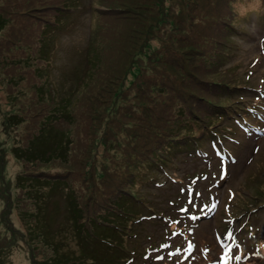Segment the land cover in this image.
Here are the masks:
<instances>
[{"label":"rangeland","instance_id":"374dc122","mask_svg":"<svg viewBox=\"0 0 264 264\" xmlns=\"http://www.w3.org/2000/svg\"><path fill=\"white\" fill-rule=\"evenodd\" d=\"M18 1L22 5L27 6L16 5L12 8L9 4V0H0V13L6 17L10 16L8 24L0 28V41L3 39V42H1L2 45L6 44V39H12V41L21 40L26 31V22H24L22 15L29 17L33 14L31 12L33 5L29 6L31 0ZM155 1L157 2L158 0H125L124 2H122V0H112L113 4H117L115 7L122 8L121 6H124L126 8L128 7L129 10L121 9L122 11L120 10L119 14L123 15L124 18L117 20L114 28H108V21L106 17H104L106 14L103 13L110 7L106 0H91L90 2L85 0H46V2H53L51 9H53L54 13L49 23L43 25L39 32V45L36 49V54L31 57L33 65L27 60L28 66L25 68V71L28 75L26 74V82L37 80V84L33 86V91L37 96L41 94V99L46 101L58 100L59 98H65V100L79 99L77 101L78 106L76 107L79 117L75 114H69L67 119L63 121V125L71 123L78 130L84 129L85 125L88 127L89 123L87 122L90 121L87 119L88 112L90 113L93 108L100 109L96 102V98L100 100L99 96H102L101 99H110L108 98V94H112L111 92H113L121 82L124 83L126 70L128 68L132 69L133 67L131 58L146 36V29H142V26H148V23L150 25L152 22L150 16L154 12V14H156L159 9L158 6L154 5L153 2ZM192 6H195V4ZM155 7L156 9H154ZM220 8L223 14L220 13L218 19L226 16L232 21V12L229 9V3L225 2L223 6H217L216 3H212L211 0H209V4L206 8L196 7L191 9V7L186 8V6H182L181 11H176L173 14L175 18L174 30L170 27H164L169 24V22H164L163 25L160 26V34L162 33L163 36H167L169 33L170 35L180 34L181 32L179 29L184 26L190 27L191 24L195 23L193 17L202 12V9L207 13H216L217 9ZM38 9L47 8H45L44 4V6L39 5ZM141 14L145 15V17H143L145 20L142 25L138 22ZM98 15L101 16L99 19H97ZM113 17L117 18V16ZM251 22L252 26H249L250 35L241 36L232 44L234 48L228 51L233 53V55L225 56L230 59V62L226 65L220 63L219 69L222 70V72L214 73L212 76L225 81H238L246 79V74L249 73L251 84L264 89V20L254 16ZM116 28H121L122 30L126 29V32L128 31L125 33V44V39H120L116 34ZM89 29L90 33L88 35ZM165 29H167L166 32H164ZM2 30H4L3 33ZM229 30H231L229 25H225L222 21H207V18H204L202 23L197 24L196 27L192 29L190 35L183 34L181 36L185 41L181 43L180 46L184 47L177 45L174 40L175 38L170 39L171 36L168 39L169 43L167 45L160 44L157 41H154V45L157 46L156 52L163 53L170 51L169 49L165 50V47L172 46L174 49L172 47L171 49L174 51L178 49V51L180 50L183 52L187 48H191V51L196 50L197 54L195 55L190 52V55L191 57L194 55L196 58L201 54L202 48L205 47V42L212 43L216 49H222L223 43H230L226 39V34ZM63 37H65V40ZM82 37H86L83 41V43L87 45L85 49L75 48L72 51L69 46H66L68 41L78 42ZM47 38L50 40L51 46L45 51L42 49V45L47 42ZM123 46L125 51L122 50ZM13 49H15L13 45L3 48L0 45V51H3L4 54H6L8 50L11 55ZM32 50H35V47L33 41H30V46L23 50L25 57H27V54ZM170 52L173 53L172 51ZM190 55L188 57L189 59ZM161 57L162 61L156 60L152 62L151 65L146 63V70H140L139 77L143 80H148L150 78L155 79L158 72L166 74L167 71L165 69L155 68L157 67L155 65L168 68L167 64H165L166 58L175 63L180 60L175 54L167 56L166 58L163 56ZM191 63L194 66L195 64H200L201 61L197 59ZM32 66L34 72L37 71L38 73L36 79L33 75ZM14 67L15 66L11 64V60L4 61L2 59V61H0V71L4 72L7 77L11 75L17 77L12 73ZM188 68L189 67H186V69ZM155 71L157 73H155ZM26 82L23 84V90H28L29 86L32 84H27ZM145 82L146 81H144V83ZM144 83L140 82L136 86L131 85V87L128 86L127 88H124V83L122 86V88H124V96H127L130 92L133 97H135V92H139L142 95L140 99H145L148 100L149 103H154V112L147 113L140 107L136 108V104H133L137 103L135 99L124 97L121 102H117L115 108L117 107V113L121 114L122 123L121 121L115 120L112 121L111 124L113 128H119L121 130L115 132V137H112L109 130L105 132V135L101 136V142L99 144L101 151L96 152L92 162V164L97 167L99 173L105 172V175H103L100 180L90 181L87 177L82 178L80 174L72 171V168H68L61 164L56 163L45 166V168L52 167L45 175L58 179L59 189L63 191V193L71 194L70 191H72V195L75 196V191L67 184L66 187L68 186L69 188L66 189L62 184L64 180L59 177L70 178L71 182L77 188L78 195L81 196L80 200L92 205L93 208L89 212V218L94 219L95 222L98 217L102 216L101 212L108 210L109 204H113L112 201L114 199H110L111 196L118 193L120 188L123 187L126 176H123L118 165L122 162L124 157L135 160L133 154H139L138 148L141 149L140 145H144L148 141L147 138L145 139L143 137L137 140L133 135L141 131L144 135L153 136L158 131L159 125L169 119L174 97H171L170 93H161L156 87H146L143 85ZM95 89L96 92L94 96L96 95L97 97L88 102L87 99L89 96L93 95ZM106 90H108V94L103 96L101 92H105ZM0 93H3L2 95L0 94L1 108L2 99L4 103L8 102L10 104L12 100V96H9L8 100L4 95H6V93L16 92L13 85H6L1 82ZM222 99H224V97H222ZM140 101L143 105L147 104L145 101ZM188 101L193 104L192 100ZM18 103L19 104L15 107L19 105L24 107L27 105V107H29L28 109H30L37 105L32 92L29 93L28 98L19 96ZM107 105L108 104H104L101 105V107L103 108ZM9 107L10 105L6 106L7 109ZM145 109L147 111V108ZM133 116L139 118L138 125L128 129L124 126L123 121H128ZM56 121L57 120L54 122ZM6 122L7 120L5 123ZM95 123L96 121L93 120V128L95 127ZM92 127H89L90 129L88 128L90 132L87 133L85 139L87 142H92L91 147L94 146L95 141L92 137L93 132L91 133ZM121 132L126 135H121ZM6 144L9 148L10 143ZM105 144H108L110 147L121 148L122 153L118 157L113 156L110 147H107ZM228 144L233 143L230 142ZM206 151H209L211 155L203 159L190 158L188 160H174L170 163V168L168 167L166 169V171L171 174L168 178L164 173L162 178L150 183L148 187L149 190H143L150 200L149 204L158 211H164L165 215H170L166 219L160 218L154 220L155 218H151L149 220H144L143 224L153 232L152 237L147 239V243L152 241H156V243L164 242L165 237H169L170 241L180 242L183 233L186 232L189 235L187 244H183L180 247H173L172 244H170L165 250L163 258L169 257L172 264H192L191 260L187 263L190 257L193 258L194 264H226L225 252H228L231 248L241 249L243 245V241L238 240L237 244L228 247L229 244L225 243L221 237L223 232H227V224L222 220L223 216L228 220L230 218L223 212L227 196L230 194L229 188L235 191L241 187L246 188L247 184L249 189L242 191L250 199L254 197V191L264 188V132L259 136L252 135L250 137L241 134V142L233 145L234 160L227 159V163L222 160L224 155L220 154L215 146H210L209 150ZM7 156L12 157V152L7 150ZM82 156V146L78 145L73 168L84 172V166L79 167L77 165L82 161ZM210 156L212 157L210 158ZM14 161H16V159H12L5 165V175H2L0 171L1 186L3 185L4 179H7L10 174L15 173L17 169L20 168V164L13 165ZM224 167L228 168L229 177L222 185L209 188V186L215 184L217 179L216 176L219 175V171ZM33 169H38V166L35 165ZM191 177H194L196 181L190 183ZM104 180H106L105 185H103ZM156 182H160L162 185H157ZM48 192L51 195V199L45 216L50 220V230L54 231L60 226L66 227L70 232L68 234L67 246L68 249L73 252L77 250L78 243L72 231L69 229L71 226L68 222L66 202L63 198L64 194H61L59 191ZM211 195L214 197H211ZM42 200H44V198H42ZM191 200L193 203L198 201L205 205V216L201 218L198 216V209L195 210L194 205L189 202ZM260 200L263 199L260 198L258 201ZM258 201L254 200L252 203ZM130 202L131 200L129 199H123L121 203L122 209L127 213H129L131 209L129 207ZM186 204H188L187 208L185 207ZM185 209H187V211H185ZM1 211L0 205V215ZM212 212L213 214L210 216ZM153 213L152 211L149 214ZM19 216H23L22 213H20ZM240 217H242V214L238 216V218ZM262 217L264 220V214H262ZM174 218L178 220L179 224H186L187 228L186 230L175 229L174 232L168 236L167 222ZM256 218V214L246 215L238 224L244 228H251L256 225ZM237 222L238 221H236V223ZM229 224L232 225V223L228 222V225ZM99 227L103 233H88L86 238L101 237L104 233H110V231H105L102 226ZM95 231L98 232V229L96 228ZM39 235L40 233L38 236ZM245 236L248 241L249 237L247 235ZM122 239L125 240L123 235ZM260 240L261 238L255 239L256 242ZM190 243L194 245V247L190 248ZM259 250L261 254H264V249ZM162 251H164V248H162L160 252L153 250L156 256ZM40 252V259H43L50 256L51 250L50 248L46 250L42 247ZM20 253L23 254L25 259L22 258L19 260L17 255ZM13 256L15 257V262L13 264H30L25 248L15 249L13 251ZM255 257L256 254H254V251L251 249V254L239 258L236 264H242L245 259L251 260L248 264H264V259H255ZM4 258L5 253L1 254V259L3 260ZM9 264H11V257ZM136 264H157V262L153 261L152 256H150L148 259L141 258ZM159 264L164 263L159 262Z\"/></svg>","mask_w":264,"mask_h":264},{"label":"trees","instance_id":"16d2710c","mask_svg":"<svg viewBox=\"0 0 264 264\" xmlns=\"http://www.w3.org/2000/svg\"><path fill=\"white\" fill-rule=\"evenodd\" d=\"M49 15L54 13L52 8L53 2H46V0H40ZM125 0H122L124 2ZM218 1V3H217ZM212 3H216L217 6H223L225 2L229 3V9L232 14H238L241 12L245 0H211ZM154 5L158 6L159 9L156 14H152L150 18H152V22L148 26H142V29H146L145 38L141 41L136 53L131 58L132 69H127L124 83L121 82L119 86L111 92L112 94H108V90L105 92H101L104 95L108 94L110 99L98 100L96 95L94 96L96 89L92 96H89L87 101L93 100L96 98V102L98 103L99 108L91 109L90 113L87 114V119L90 120L89 126L78 130L71 123H68L66 128H63L62 122L63 117L66 112H72L79 117L77 112V101L79 99H70L65 100V98H59L58 100H43L42 96L39 94L37 96L33 91V86L37 84V81H29L26 82V74L27 72L24 70L22 63L27 61H22L17 64L16 61L11 60V64H13L14 73L17 77L9 76L7 77L4 72L0 71V86L1 82L6 85H13L16 93H6L4 97L9 100V96H12L11 104L4 100H1V108H0V171L2 175L6 174L5 165L10 162L12 159H17L19 164L27 168L28 170H32L35 165L45 164L55 162L57 164L64 165L68 168H72V171L77 172L82 176V178L87 177L90 181H98L101 179L105 172L99 173L97 167H95L92 162L94 160V156L96 152L101 151L99 144L101 142V136L105 135L107 130L110 131L112 137H115V132H119V128H113L111 124L112 121H121L122 117L120 113H117L115 108L117 102H121L124 97L128 99H135L137 103L136 108L140 107L147 113H153L155 108L154 103H149L148 100L140 99L142 95L139 92H135V97L129 92L127 96H124L123 89L127 88L131 85H138V83H144L143 85L156 87L161 93H165L169 91L170 95L172 93L173 104H174V112L173 117H171V122L167 127L165 135H157L158 139L154 140V144L152 143L153 148L150 149V145L148 142L144 145H140L142 151L141 154L143 156H148L149 158L156 163L163 162V158L166 157L168 150H171V143H178L179 138L184 140V143L194 142L197 143L202 140L205 136L218 133L216 127L219 123L214 121V117L218 115L228 116L231 114V109L233 105L227 104L225 102H216L213 97L219 94H223L224 87L221 83L217 82L216 79L209 76L210 72L207 70H202L200 67L193 66L189 63V55L190 52L193 54H197L196 50L191 51V48H187L183 51H174L171 47H165L170 51L156 52L157 46L154 45V41H157L160 44H168L169 37L170 39L175 38V42L180 46L185 40H183L184 35H190L192 33V29L196 27L197 24L202 23L204 18H207V21H221V18L218 19L220 13H222L221 8L217 9L216 13H207L204 12L203 9L199 14H197L194 18L195 23L191 24L190 27H182L179 29L180 34L163 36L160 34V26L163 25L164 22H169V24L165 25L166 28H171L174 30L175 27V18L173 14L177 11H181L182 6H186V8H206L209 4V0H158L157 2H153ZM10 6L13 8L16 5H22L18 0H9ZM195 6H192L194 5ZM33 5L32 10H38L40 5L38 0H31L29 6ZM117 5V4H115ZM37 6V7H36ZM120 9L129 8L121 6ZM131 9V8H130ZM135 9V8H134ZM156 9V7L154 8ZM172 10V11H171ZM135 14V13H134ZM223 14V13H222ZM24 18L25 25H31L34 20H29L28 17L22 15ZM10 16H5L0 13V28L4 27L8 24ZM145 15L141 14L139 16L138 22L142 25L144 22ZM123 15H117V20L123 19ZM116 20V21H117ZM33 21V22H32ZM49 21V20H47ZM146 22V21H145ZM116 22L111 26L114 28ZM146 27V28H145ZM24 29V28H23ZM138 30V29H137ZM167 29L164 30L166 32ZM178 31V32H179ZM128 32V31H127ZM125 30L117 29L116 34L120 39H125ZM176 32V31H173ZM25 34V33H24ZM25 37V36H24ZM7 42L3 47H8L9 45H13L15 42L11 41L12 39H6ZM20 40V39H18ZM188 41V40H186ZM3 42V39L0 41ZM126 43V39L124 40V44ZM169 46V45H168ZM184 47V46H180ZM122 50L125 51L124 46ZM183 52V53H182ZM175 54L180 58V60L173 62L172 60L167 59V56H172ZM166 58V63L168 68H163L158 65L155 68L165 69L166 74L162 72H156L157 76L155 79H141L139 77L140 70H146V63L151 65L152 62L162 61V57ZM187 56V59H186ZM8 57L0 51V61L2 59L4 61L7 60ZM194 55L190 59H192ZM183 61V62H182ZM180 63V64H179ZM153 66V65H152ZM186 67H189L186 69ZM154 68V69H155ZM192 68V69H191ZM28 75V74H27ZM205 80V81H204ZM31 84L29 89L23 90L24 83ZM217 82V83H216ZM19 83V84H18ZM209 83V84H208ZM124 84V88H122ZM221 84V85H220ZM142 85V86H143ZM226 85V84H225ZM31 90V91H30ZM32 92L34 95V99L37 105L34 108L28 109L27 105L24 107H15L18 103L19 96H23V98H28L29 93ZM1 95L3 93H0ZM151 94V93H149ZM205 97V98H204ZM187 98V99H186ZM259 99L261 97H258ZM147 102L146 105L140 101ZM188 100H192L193 104H191ZM205 100V101H204ZM10 102V101H9ZM108 104L105 107H101V105ZM238 107L234 109V113L231 115L232 125L237 127L236 119L239 116H242L243 113L248 112V105L237 103ZM10 107L7 109L6 106ZM29 105V104H28ZM3 106V107H2ZM144 106V108H143ZM205 106V107H204ZM115 108V109H114ZM147 108V111L146 109ZM236 110V111H235ZM69 116V113H66ZM223 119L224 117L221 116ZM4 119V120H3ZM3 120V121H2ZM7 122L5 123V121ZM57 120L56 122H54ZM93 120L96 121L95 127L93 128ZM192 120H198V122H193ZM139 118L132 117L128 121H123V124L128 129L138 125ZM54 123V124H53ZM191 123H196L198 126L193 129L190 126ZM89 127H92L93 132V140L94 146L91 147V141L87 142L86 135ZM226 128V127H225ZM90 129V128H89ZM184 133V134H183ZM121 135H126L121 132ZM100 136V137H99ZM135 139L140 140L141 137L147 138L148 135L142 134V132H138V134L133 135ZM83 137V138H82ZM151 138V137H149ZM134 139V140H135ZM173 139V140H172ZM200 139V140H199ZM196 141V142H195ZM158 142V143H157ZM6 143H10V147H7ZM73 144L74 148L77 149L78 145L82 146L83 156L81 157L82 161L77 164L79 167L85 168V171L82 172L78 169L73 168L75 163V151L69 150L66 148H70V145ZM138 148V147H137ZM113 156L118 157L122 153L121 148L110 147ZM140 151V148H138ZM7 150L12 152L13 156H7ZM151 151V152H150ZM125 158V157H124ZM5 170V171H4ZM17 182L23 184L24 187H27V190H31L35 184L40 181V177L37 174L33 173H24L20 174L16 177ZM106 184V180H104L103 185ZM38 188V187H34ZM74 190L78 193L77 188L74 186ZM40 197L44 198L42 194H39ZM0 198H1V208L2 215L0 216V264H6L9 257L13 256V251L18 248H25V250L30 254H32V259L34 264H48L45 261V258L40 259L41 255H38L35 251L40 252V250L45 248L49 250V248H55V250H51L49 260L53 261H64L66 263L72 264H83L84 259L89 257H94L99 251H89V249H79V252H72L68 249L67 241L68 237H63L56 230H50V223L45 222V217H42V214L38 213L39 220V228L36 232L33 229L35 226L31 225L30 220H23L21 226L17 227L14 223V214L19 212L21 207L23 206L24 200L14 194L12 181L8 179H4L3 185H0ZM45 200V198H44ZM4 202V204H2ZM113 206L115 204V199L112 201ZM6 203V204H5ZM110 205V204H109ZM77 206L75 204L72 209V218L71 220H77L78 212ZM28 215H32L33 212L26 211ZM103 217L107 220L111 218V210H104L101 212ZM36 228V227H35ZM43 234L42 236L45 239H39L38 234ZM114 252V249L111 247L105 246L103 250V254L98 253L101 260L104 262H108L107 258ZM5 253V258L1 259V254ZM41 253V252H40ZM56 255L54 256V254Z\"/></svg>","mask_w":264,"mask_h":264},{"label":"snow or ice","instance_id":"6c2138e0","mask_svg":"<svg viewBox=\"0 0 264 264\" xmlns=\"http://www.w3.org/2000/svg\"><path fill=\"white\" fill-rule=\"evenodd\" d=\"M189 202L191 203V201H189ZM185 211H187V209H185ZM193 218H195V217H193ZM227 235H228V238L229 239H234V237H232V234L231 233H228ZM189 247L192 248V247H194V245H191V243H190L189 244Z\"/></svg>","mask_w":264,"mask_h":264}]
</instances>
